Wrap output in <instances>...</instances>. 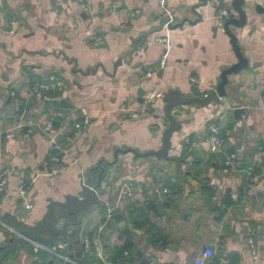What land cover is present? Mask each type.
<instances>
[{"label": "crops", "instance_id": "crops-1", "mask_svg": "<svg viewBox=\"0 0 264 264\" xmlns=\"http://www.w3.org/2000/svg\"><path fill=\"white\" fill-rule=\"evenodd\" d=\"M83 1L86 9L78 0H0V170H8L5 193L0 196V245L14 231L46 235L36 222L46 211L47 199L75 193L80 175L88 180L91 169L112 160L115 151L124 180L143 185L142 192H134L124 203L132 228L122 232L108 225V219L104 223L110 208H94L84 222L66 223L71 230L66 243L56 240L49 246L66 260L57 263V255L27 243L6 255L0 248V264L110 263L121 233L133 237V264H194L205 248L213 251L207 264H264V21L260 15L252 14L244 27L234 28L248 65L228 76L227 97L219 103L174 109L183 123L171 136L168 158L150 157L137 164L140 158L131 149L141 152L161 146L167 125L162 96L168 88L189 95L195 84L205 93L236 57L227 35L215 28L214 9L205 6L198 8L203 19L195 25L164 29L141 39L137 48L143 46V52L138 55L135 50L130 63L109 74L118 56L127 57L134 37L156 26L167 11L174 18H193L190 6L197 0ZM222 10L236 14L228 2ZM164 35L167 44L155 41ZM162 58L164 66L143 79V73L159 66ZM75 67L91 70L81 74L73 71ZM54 80L60 85L42 92L51 99L69 96L73 107L67 113L55 115L42 108V98L26 94L36 82ZM139 87L146 92L155 88L161 96L147 116L131 118L130 111L141 103ZM8 97L13 106L7 104ZM236 107L244 109L240 117L233 114ZM55 120L58 123L53 124ZM47 121L49 132L43 130ZM76 121L80 132L66 141L64 135L72 134ZM210 121L221 122L225 152L237 155L235 171L223 172V158L209 150L204 131ZM54 137L64 151L59 172L49 175L51 156L57 153ZM18 171L29 182L25 199L15 193ZM248 171L261 175L251 189L246 186ZM158 181L169 189L162 212L153 204L158 198L152 188ZM226 194L228 204L223 199ZM101 199L106 201V195ZM26 202L32 207L27 208ZM249 236L256 239L253 250ZM94 240L101 244V253H94L95 260L90 261L85 257Z\"/></svg>", "mask_w": 264, "mask_h": 264}, {"label": "water", "instance_id": "water-1", "mask_svg": "<svg viewBox=\"0 0 264 264\" xmlns=\"http://www.w3.org/2000/svg\"><path fill=\"white\" fill-rule=\"evenodd\" d=\"M225 2H228L232 12L236 13L235 15H231L228 10L227 15L221 13ZM205 6H211L214 9L212 17L216 22L215 28H221L229 38V43L236 57V61L221 70L219 81L215 87L205 93L200 91L195 84L190 86L191 94L189 95L182 94L178 89L168 88V91L162 96V101L164 102L162 110L167 120V125L161 134V146L158 149H149L141 152L131 149L134 155L140 158L137 164L139 162H145L150 157L156 159L168 158L171 136L173 132L180 130L183 123L173 112L174 109L190 104L205 106L211 102L219 103L222 97H227L225 86L229 80L228 76L238 73L248 65V59L241 50L238 35L234 28L239 29L244 27L248 22V17L252 14L260 15V20L264 21V9L258 4H250L248 0H197L196 3L190 6V11L194 14L193 18L184 15L180 19L173 18V20H170L168 14H165L160 18L156 26H152L134 37L127 57L125 58L122 55L118 56L113 62L112 73L109 74L113 75L121 64L130 63L133 52L136 50L137 44L141 39L161 32L164 29L173 30L183 27L185 24L195 25L203 19L202 13L198 11V8ZM90 70L83 71L81 68L76 67L73 69V71L81 74H88ZM3 77L6 78V75H3ZM145 93L146 89L139 87L138 94L140 96V102H142L143 94ZM10 100L11 97H8L6 102L10 106H13ZM41 106L56 115L57 113H67L73 107V103L69 96H62L53 99H42ZM243 111L244 109L241 107H236L233 110V114L235 117H240V113ZM54 123H58V121L55 120L53 121ZM118 151L127 153L129 150L119 149ZM104 162V164H98L95 172L91 173L90 171L88 180H85L82 174L80 175L79 188L75 193H65L60 199L52 197L47 199L46 211L41 219L36 222L37 226L44 228L46 235L14 231L15 235L8 234L7 241L0 245V248L4 251V255L12 250H21L27 243L34 245L44 244L46 246H52L56 240H60L61 243H66V238L71 233L66 223L71 220L77 221L78 224L84 222L94 208L101 210L106 207L110 208L111 213L108 217V225L118 227L122 232L130 230L132 224L126 221V213L123 210L125 202L119 199V192L124 178L119 169L120 165L117 158V151H115L112 160H105ZM126 165L127 163L123 162L121 166L126 167ZM119 176H122L120 180H118ZM104 195H106V201L101 199ZM153 204L157 212H162L163 204L161 199H155ZM80 228L82 229V227ZM135 230L137 231V229ZM106 234H109V231ZM56 262H60V258H57Z\"/></svg>", "mask_w": 264, "mask_h": 264}, {"label": "built area", "instance_id": "built-area-1", "mask_svg": "<svg viewBox=\"0 0 264 264\" xmlns=\"http://www.w3.org/2000/svg\"><path fill=\"white\" fill-rule=\"evenodd\" d=\"M255 4L260 5L264 9V0H254ZM78 3L83 9L87 8V3H85L83 0H78ZM221 13L227 15V10H221ZM168 16L170 17V20H173V15L170 13V11H167ZM155 41L167 44L168 41V35L159 36L155 39ZM144 48L143 46L136 49V53L140 55L143 52ZM165 55V54H164ZM164 66V58H162L161 63L159 66H155L154 68H150L146 70L143 73L142 78L148 79L155 75L160 67ZM60 85V81L54 80L49 83H39L36 82L34 86L29 88L26 92L28 97H37L42 99H51V97L45 95L42 92V88H51ZM161 96V93L157 89H150L143 95L142 102L134 109H132L129 113V117L131 118H138L141 116H147L150 113L151 105L154 102L155 98ZM30 123H32L30 121ZM42 126V125H41ZM74 131L72 134H65L64 139L66 141H69L73 136L77 135L80 132L81 124L79 122L74 123ZM43 130L44 131H50L51 130V123L50 121H47L43 124ZM225 131L223 130L222 124L219 121H210L204 131V136L207 139L208 148L209 150L218 155H223V161H222V171L225 173H228L229 171H235L236 170V153L234 151L231 152H225ZM188 142V140H186ZM53 147L57 150V153L51 156L50 161L53 163L52 166L47 168L46 173L49 175H55L59 172V163H60V157L63 154L64 147L57 142L55 137L53 138ZM7 174L8 170L6 168H2L0 170V196L5 193V185L7 182ZM261 175L258 173H251L248 171V174H246V186L248 189L253 188L254 184L260 179ZM29 188V182L27 177L22 173L18 171L17 174V188H16V195L20 197L21 199H25L28 193ZM143 191V185L141 184H135L129 179H125L121 185V189L119 192V199L122 201H126L134 192H142ZM152 194L158 199H163L167 194H169V189L164 185L162 181H158L153 185L152 188ZM25 206L27 208L32 207L31 202H26ZM110 213L107 214L106 219L104 223L107 221ZM248 245L250 249H254L256 247V239L253 236L248 237ZM38 247H43L47 251L54 253L57 255L60 259H65L63 255L57 254L55 252L54 247L44 246L42 244H36ZM264 246V243H263ZM93 249L94 252L99 254L101 253V244L97 241H93ZM213 255V251L210 248H205L203 252L195 257L194 264H207L206 259L210 258Z\"/></svg>", "mask_w": 264, "mask_h": 264}, {"label": "trees", "instance_id": "trees-1", "mask_svg": "<svg viewBox=\"0 0 264 264\" xmlns=\"http://www.w3.org/2000/svg\"><path fill=\"white\" fill-rule=\"evenodd\" d=\"M22 109H24L25 107L22 105L21 106ZM222 158L223 155H220ZM223 161V159H222ZM96 168L95 169H91V173L95 172ZM224 203H229L228 199V195H224ZM108 226V225H107ZM94 231H90L88 236L90 238H92V235H93ZM72 242H75L76 241H69L68 243H72ZM80 247L82 248L81 251L83 252V246L80 245ZM125 251H128L127 254H124ZM135 251V247H134V240H133V237L130 236V234H119L118 237H117V242H116V245L114 247V251H113V255L111 256V260L112 262L110 263H102V262H99L98 264H133V260H132V253ZM94 249L91 247V251L88 250V252L86 253V259L90 260V261H93L95 260L93 258V254H94ZM68 264V263H67Z\"/></svg>", "mask_w": 264, "mask_h": 264}]
</instances>
